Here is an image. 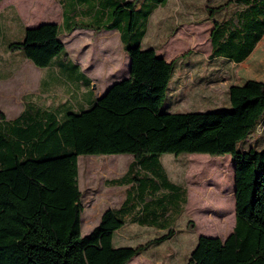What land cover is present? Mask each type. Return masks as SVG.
<instances>
[{
	"label": "trees",
	"instance_id": "1",
	"mask_svg": "<svg viewBox=\"0 0 264 264\" xmlns=\"http://www.w3.org/2000/svg\"><path fill=\"white\" fill-rule=\"evenodd\" d=\"M58 1L66 7L62 27L27 29L21 41L7 46L37 68L64 54L61 29L94 24L83 18L94 9L93 0ZM247 1L233 0L245 7L243 12L225 25L215 24L211 57L228 53L225 59L241 63L264 35V0ZM153 5L149 1L135 10L134 3L122 2L112 9L115 19L127 20L134 40L126 50L129 77L87 110L59 115L29 103L13 120L0 115V264H127L154 242L169 240L174 231L162 220L173 202L186 205L187 193L167 177L159 162L163 154L229 155L233 163V229L224 240L199 236L186 264H264V151L236 149L264 121V83L231 85L227 111L160 112L174 68L154 49L139 46ZM110 155L131 158L125 174L108 182L127 187L124 199L104 210L98 224L81 236L77 159ZM126 221L167 233L144 245L115 247L113 235Z\"/></svg>",
	"mask_w": 264,
	"mask_h": 264
},
{
	"label": "rangeland",
	"instance_id": "2",
	"mask_svg": "<svg viewBox=\"0 0 264 264\" xmlns=\"http://www.w3.org/2000/svg\"><path fill=\"white\" fill-rule=\"evenodd\" d=\"M218 1L222 0H170L167 7L154 13L150 20L146 39L142 42L146 43L144 47L142 46L143 49L153 46L170 61L179 62L184 56L188 57L191 54L189 58L191 61L201 62L195 65L197 69L193 72L188 69L180 72V84L184 85L187 96L183 98L177 94L173 97V102L170 98L168 101L165 100L160 112L165 111L166 104H172L170 109L172 113L227 111L230 109L229 86L242 84L246 80L264 83V40L255 52L238 66L226 64L225 68L224 65L222 67L218 63L208 61L210 50L208 34L211 21L205 19L203 6L205 4V9L209 10V6L215 5ZM33 4L34 9L31 7ZM21 5L25 12H30L29 7H31L32 15H29L34 20L44 17L55 21L60 19V9L55 0H25ZM188 13L193 15L189 16ZM0 14L3 17L4 26L8 25V30L10 26L14 29L19 26L17 23L9 25L10 18L13 17V11L9 8L0 9ZM8 39L16 41L15 37ZM6 41L7 37L4 38V42ZM0 43H2L1 36ZM65 48L67 55L75 62L82 58L81 54H88V52L98 56L102 61L101 64L104 60L113 57H116L118 62L124 59L118 40L112 34L96 37L90 33L79 32L65 38ZM29 64L32 66L31 63ZM80 64L86 65V63ZM24 71L22 59L17 55L8 54L2 48L0 50V94L4 93L8 98L9 96L15 98V88H22V84L26 83L25 79H17ZM95 75V72L91 74L92 77ZM39 76L37 75V78ZM198 78L218 79V81L203 86L205 81H200L202 79ZM21 81L24 82L21 83ZM29 89H33L36 102L46 106L65 100L67 95L65 88L58 86L51 87V90L46 93H41L38 90L37 81L33 86H29ZM3 102L2 105L0 101V109L6 105L5 103L12 105L9 99L8 102L3 99ZM12 102L14 105V101ZM252 147L264 151V121L257 129V133L239 142L236 149L242 151ZM163 157L170 159L167 162L165 161L167 159H162L170 181L184 187L188 192V206L185 208L179 200L173 202L170 213L162 220L174 231L172 240L154 242V245L146 249L143 255L134 257L128 264H170L171 262L186 264L199 236L224 239L232 229L233 182L229 175L230 172L231 175L233 173V163L230 156L227 155V158L231 160L230 168L225 156L181 154L175 157L176 159L173 155ZM129 161L128 155L78 157L77 182L82 192L83 205L80 217L81 236L87 235L98 224L104 210L118 207L121 203L124 198V188L111 187L107 182L120 177ZM125 228L119 236L128 238L127 243L122 245L129 247L146 244L157 236L152 231L156 229L145 230L136 226ZM164 233L166 234L167 231L165 230L162 234Z\"/></svg>",
	"mask_w": 264,
	"mask_h": 264
},
{
	"label": "crops",
	"instance_id": "3",
	"mask_svg": "<svg viewBox=\"0 0 264 264\" xmlns=\"http://www.w3.org/2000/svg\"><path fill=\"white\" fill-rule=\"evenodd\" d=\"M23 1H25V0H16V1H14V0H8V1L7 0H0V9L1 10L9 8L11 11H13V17L10 18L11 21H10L9 25H11V24L13 25L14 23H17L19 25L15 29L10 26V27H8L9 28V30H8L7 29L8 25L6 27L4 26V20L0 14V36L2 37V43H0V50L2 48H4V50L8 54L17 55L18 57H20L22 59L23 65L25 66V71L21 72V75H19L17 77V79H20V80L25 79V81H26V83H23L24 81H21V83H23L22 88H20V87L15 88V90H14V92L16 94L15 98L10 97V96L8 98V96H6V94L4 95V93L0 94V101H1L2 105L4 104L3 99L6 102H8V99H9L10 102L12 103V105H10V103H5L6 105L1 107V109H0V115L2 114L4 116L3 118L5 121L15 119L23 111L25 105L29 104V103L34 104V105H36V106H38L44 110L55 112L59 115L64 114L66 111L79 112V111L87 110L89 108L90 104L93 102H96L97 99L99 97H101L107 91V89L110 86H112L113 84L120 82L122 80H126L129 77L130 58H129L128 54L126 53V50L130 46H132L134 40L132 38L131 33H129L127 31V20L125 18L123 20H119V19H117L118 16H116L117 18L115 19V17H113V14H112V9L114 7H116L117 4H120L122 2L123 3H134V9L135 10H138V9L143 10V8H145L144 5H148L149 1H151L152 4H154L149 15L147 17H145V20H144V24H145L144 33H143V36L141 37V39L139 41V46L141 49H143L142 46L144 47L146 43L143 44L142 42L144 41V39H146V35H147L148 29H149L150 20L152 19L154 13L156 14L160 9H164L165 7H167L170 0H162V1L160 0V3H155L154 0H93L94 9H92L91 13L88 16L83 17L84 21H86V22L88 21L86 19H90L91 21H94V24H92L93 27L89 28V29L76 28V29H73L72 31H65V30L61 29V31L59 33V41L64 45V54H62L61 56H58L55 59V61L53 62V64L47 68L35 67L30 61L25 59L20 54L19 51H10V50H8L7 46L11 42L21 41L23 39L24 32L27 29L35 28V27H38L42 24H56V25L62 27L64 10L66 7H65L63 2H59L58 0H55L56 4L58 5V7L60 9L59 21H55V20L48 18V17L39 18L38 20H34V19H32V16H30V15H32L31 14V7H32V9H34V4H33V6L29 7L30 12H25L22 10L23 5H21L23 3ZM247 2L252 3V0H248ZM193 6H196V5H193ZM193 8L195 9L196 7H193ZM203 8H204L205 16H206L205 19H208L211 21V27L209 29V34H208L209 47H210L209 55H208V61L209 62L218 63L222 67L224 65L225 68H226V64H233V65L238 66V65L244 63L255 52L258 45H260L261 42L264 40V35H263L262 38L255 44L252 51L247 55L246 59L244 61H242L241 63H238V64L231 62L228 59L224 58L225 56L230 55L228 53H223L219 57H211L212 43H211L210 35H211L212 29L214 28L215 24H219L220 26L227 24L228 20L231 18V16L233 14L242 13L243 10L245 9V7L243 5H240L237 2H233V0H222V1H218L213 6H209V8H210L209 10L205 9L206 8L205 4H204ZM188 15L192 16L193 13H188ZM87 23L91 24L89 22H87ZM246 25L253 27L254 23L252 20H248ZM112 26H114V27L111 28ZM13 30H15V31H13ZM246 30H248V29H246ZM79 32L80 33L81 32L90 33V35H96V37L105 36V35L109 36V34H112L118 40V43L120 45L124 59H122V61L118 62L116 57H113L111 59L104 60L103 64H101L102 61L100 60V58L98 56L92 55L88 52V54H81L82 58L80 60H78V62L73 61L71 59V57L67 55V51L65 48V38H67L73 34L79 33ZM245 35H247V32ZM5 37H7L6 42H4ZM14 37L16 38V41H14V40L10 41L8 39V38H14ZM89 39L91 40V38H89ZM220 40H221V42L223 41L222 44L226 43L225 38L221 37ZM147 45H149V44H147ZM145 49H154L157 57L162 58L167 63H173L174 70H173V75L171 77V80L169 81L166 100L168 101V99L170 98V100L173 102V97L176 96L177 94H180L183 98L186 97L187 93L183 87L184 85L180 84L181 83V81H180L181 77H179L180 72L182 70H187V69L189 71L193 72L194 70L197 69V67H195V65L197 63L200 64L201 62L191 61L189 59L191 54H189L188 57L184 56L179 62H175L173 60L170 61L169 59L164 57L159 51H157V49L153 46L147 47ZM86 51H88V50H86ZM28 62L31 63L32 66H30V64ZM80 63H82V64L86 63V65L82 66ZM94 72L96 73V75L92 77L91 74H93ZM37 75H40L39 78H37ZM198 79H202L200 81H205V83L202 84L203 86L206 84H209V83H216L218 81V79H211V78L210 79L198 78ZM36 81L38 83V90L41 93L48 92L49 90H51L50 88L54 87V86L65 88L66 94H67L65 97V100H62V101H60V102H58L52 106H46V105L37 103L35 100L36 97L33 96V92H32L33 89H29V86H33L36 83ZM247 81H249V80H246L245 82H247ZM244 83H242V84H244ZM242 84H239V85H242ZM8 89H10V88H8ZM12 101H14L15 106L13 105ZM171 106H172V104L171 105L166 104L165 111L167 113H172L170 111ZM165 155H170V154L161 155L159 157V162H160V165L162 166V168L164 169V171L168 177L167 171H166V169L163 165V162H162L163 158L167 159L166 157H163ZM190 155H192V154H190ZM173 157H174V159H176L175 157H178V156H173ZM189 157H191V156H189ZM225 157L227 158V155H225ZM168 160H170V159H167L165 161L167 162ZM130 162H131V158H130L128 165L130 164ZM226 162H228V165H229L228 167L230 168L231 167L230 158L229 159L227 158ZM128 165H127V167H128ZM166 168H167V166H166ZM126 171H127V168L122 175H124ZM120 177H118V178H120ZM229 177H230V180L233 182L232 194H231L232 203H233V217H232V219H233L232 220V229H233V226H234V173H232V175H231V172H230ZM114 179H117V178H114ZM109 181H111V180H109ZM108 182H107V184H108ZM175 184H177V183H175ZM177 185H179V184H177ZM111 187H116V186H111ZM123 188H124L123 192H125L127 187L124 186ZM186 193L188 194L187 191H186ZM81 194H82V192H81ZM188 202H189V199L187 197V203L185 205V208L188 206ZM115 208H117V207H115ZM216 209L219 210L218 208H216ZM132 226L140 227V228L145 229V230L154 229V228L149 227V226H139V225L135 224L133 221H126V223L119 230L115 231V233L113 235L112 242H113V245L115 247L126 246V245H122V244L127 243L128 238L126 239L124 236L123 237L119 236V233L125 227L127 228V227H132ZM232 229H231V231H232ZM152 231L157 236L150 239V240L158 238V236H160L163 233V230H159V229L152 230ZM231 231L229 233H231ZM229 233H228V235H229ZM117 235H118V237H117ZM173 238H174V235L169 240H172ZM224 239L222 238L221 240H224ZM149 241H147V242H149ZM141 245H144V244H141ZM141 255H143V252L137 256H141ZM132 259L130 261H132ZM130 261L128 263H130ZM170 264H177V263L171 262Z\"/></svg>",
	"mask_w": 264,
	"mask_h": 264
},
{
	"label": "water",
	"instance_id": "4",
	"mask_svg": "<svg viewBox=\"0 0 264 264\" xmlns=\"http://www.w3.org/2000/svg\"><path fill=\"white\" fill-rule=\"evenodd\" d=\"M98 100V99H97ZM202 236V235H201ZM213 238H216V237H213Z\"/></svg>",
	"mask_w": 264,
	"mask_h": 264
}]
</instances>
